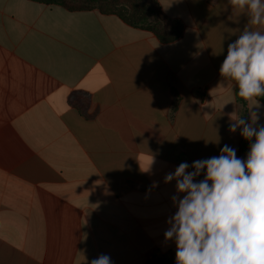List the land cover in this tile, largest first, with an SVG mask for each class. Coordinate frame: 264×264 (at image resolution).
Wrapping results in <instances>:
<instances>
[{
  "label": "crops",
  "instance_id": "1",
  "mask_svg": "<svg viewBox=\"0 0 264 264\" xmlns=\"http://www.w3.org/2000/svg\"><path fill=\"white\" fill-rule=\"evenodd\" d=\"M153 1L183 23L174 42L96 10L0 0V264H175L165 175L225 144L246 159L254 138L229 131L243 111L219 69L259 26L229 0Z\"/></svg>",
  "mask_w": 264,
  "mask_h": 264
},
{
  "label": "clouds",
  "instance_id": "2",
  "mask_svg": "<svg viewBox=\"0 0 264 264\" xmlns=\"http://www.w3.org/2000/svg\"><path fill=\"white\" fill-rule=\"evenodd\" d=\"M229 3L236 14L250 16V25L259 26H245L228 45L219 69L221 77L238 86L239 97L254 101L251 122L232 118L229 131L240 128L241 136L254 142L246 159L225 144L218 156L182 162L165 175L166 184L176 182L171 200L177 211L164 232L165 241L175 242V264H264V125L258 126L262 106L257 99L264 97V0ZM202 172L204 178L197 181ZM90 264L112 261L101 254Z\"/></svg>",
  "mask_w": 264,
  "mask_h": 264
},
{
  "label": "trees",
  "instance_id": "3",
  "mask_svg": "<svg viewBox=\"0 0 264 264\" xmlns=\"http://www.w3.org/2000/svg\"><path fill=\"white\" fill-rule=\"evenodd\" d=\"M44 4L59 5L68 11H92L117 16L126 25L148 31L161 43L179 39L184 25L177 19L166 17L153 0H32ZM151 3L147 7L143 3ZM105 6V7H104ZM153 6V7H152ZM238 93V92H237ZM242 106V118L246 120L245 101L237 95ZM264 104V97L257 98Z\"/></svg>",
  "mask_w": 264,
  "mask_h": 264
},
{
  "label": "rangeland",
  "instance_id": "4",
  "mask_svg": "<svg viewBox=\"0 0 264 264\" xmlns=\"http://www.w3.org/2000/svg\"><path fill=\"white\" fill-rule=\"evenodd\" d=\"M144 5H146L147 7H150L151 3H149L148 1L143 3ZM105 7V6H104ZM153 7V6H152Z\"/></svg>",
  "mask_w": 264,
  "mask_h": 264
}]
</instances>
